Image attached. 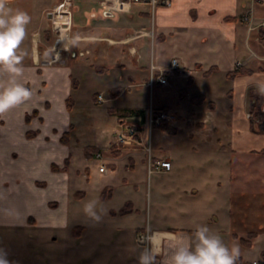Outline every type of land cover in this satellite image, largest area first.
<instances>
[{
    "label": "crops",
    "instance_id": "crops-1",
    "mask_svg": "<svg viewBox=\"0 0 264 264\" xmlns=\"http://www.w3.org/2000/svg\"><path fill=\"white\" fill-rule=\"evenodd\" d=\"M60 1L7 0L8 7L31 17L22 45L28 55L23 61L21 82L32 96L25 104L0 115V247L7 249L14 264H138L137 258L147 246L140 245L137 238L145 228L132 222L133 211L114 215L126 217L131 226H93L90 220L83 225V239L73 236V180L81 171L74 168L75 147L71 143L77 94L87 77L104 78L108 82L106 91L122 87L117 95L105 96L103 101L110 102L104 108L107 114H114L116 122L117 113L111 110L147 107L146 102L115 104L122 94L146 83L151 92L149 103L156 108L167 106L178 115L173 123L176 133L156 127L170 135L163 137L162 143L157 132L154 144V134L141 114L135 118L136 142H117L123 129L117 122L112 132L97 135L96 142L90 144L103 148L102 157L107 158L110 168L116 167L118 158H125L127 166L135 168L139 162L147 169L150 138L152 158L172 162L170 170L152 172L159 178L165 176L169 183L181 180L177 199L184 201L170 204L180 220L178 224H151L149 229L151 244L158 253L156 263L164 264L177 237L192 234L198 225H212L208 218L219 211L215 206L220 205L215 201L223 200L216 186L220 179L232 185L240 183L241 188H233L236 193L253 192L261 199L264 192V100L263 116L253 124L249 110L250 89L258 90V84L264 82V44L257 40L264 2L171 0L170 5H157L153 10L149 3L121 7L110 1L105 6L106 0H75L72 30L59 44L60 50L56 47L60 40L55 42L51 31V10ZM79 5L82 10L78 13ZM252 8L253 15L243 21L242 15ZM105 10L112 14L106 15ZM173 59H178L179 66L167 73L168 84L156 81L151 85V62L161 69ZM212 66L217 69L204 75ZM237 68L252 71L228 78L227 73ZM182 88L186 93L180 97ZM101 91L94 94L95 103H102L97 100ZM199 95L205 101L192 102ZM68 97L73 99L71 108ZM65 131H69V137L64 141ZM190 152L194 155L182 158ZM54 164L58 168H53ZM102 164L105 162L99 166ZM232 208L229 197L223 213L229 216ZM87 232L89 238L85 237ZM260 235L258 231L249 248ZM61 236L63 241L58 244ZM262 249L264 246L256 253L240 250L239 257L251 264L259 260Z\"/></svg>",
    "mask_w": 264,
    "mask_h": 264
},
{
    "label": "rangeland",
    "instance_id": "rangeland-1",
    "mask_svg": "<svg viewBox=\"0 0 264 264\" xmlns=\"http://www.w3.org/2000/svg\"><path fill=\"white\" fill-rule=\"evenodd\" d=\"M74 1L75 0H73V3ZM81 10L82 8L79 5L78 13ZM51 20V31L54 32V35L56 36L55 42H57L60 37V41L56 47L61 50L62 47L59 44H62L65 41V37L70 34L68 32L72 30L71 23L67 25L57 23L55 25L53 19ZM59 28L61 29V33L58 30ZM85 57L84 59H86ZM51 59L52 57L50 60ZM107 84V79L102 78L93 80L90 77H87V79L83 80L77 94V108L75 110L76 118L74 120L76 128L71 137V143L74 144L73 146L75 147L74 168L81 169V171H79L80 174L76 175L74 178L73 184L75 190H80L82 193H80V196H75L71 204L73 219L76 222L73 228L81 226L75 234L73 231V236H75L76 240L83 239V225L90 221L83 212L84 204L89 200H98L100 202L98 208H103L105 210L103 219L100 222L102 226L119 225L121 223L123 226H131V221H126V217L124 216H114L111 214V210L112 208H119L124 205L126 201L133 200L135 205H133V213L130 216L132 217V222L148 229H150L151 224H178L180 220L173 212V208L170 207V204L173 205L176 203V205H179L184 202L177 199L178 195H180L179 191L182 189L181 184L179 183L181 180L178 179L174 181V183H169V180L166 179L165 176L159 178L157 174L149 173L139 162L136 163L135 168H131L129 165L127 166V159L118 158L116 160V167H108L106 174H102L98 170V166L101 162L107 164L108 160L107 158H104V155L102 158L96 157V155H90L87 156V160H84V147L90 145L92 142L95 143L97 135L100 136V134L104 135L107 132H112V128L116 127L117 122L122 124V127L125 128L131 122H134L135 118H137L136 116L141 115L140 113L132 115L127 108H120L118 110L114 109L111 111L117 113L116 122L114 114H107L104 107L110 102L95 103L96 101L94 98V94L102 92L101 90H104L103 93L105 96H111L109 90L106 91L105 89ZM150 93L149 84L146 83L143 87H138L133 89L132 92L127 91L122 94L117 100H115V104H138L146 102L147 109H150L151 107L156 108L149 103ZM147 126L151 129V133L154 134V144L157 143L156 140L158 137L155 136V133L157 132L162 136L158 138L159 143H162L163 137H170V135L161 133L160 130L158 131L155 125L150 126L147 123ZM150 139L151 144L152 138ZM98 140L99 142L103 141L100 138ZM110 148H113V146H110ZM191 153L192 152L184 153L182 158ZM192 155L194 154L192 153ZM220 174L222 175V173ZM125 177L128 179L127 183ZM220 180H222V182L216 183V186L218 187L217 192L223 200L216 199L215 202L220 205L215 206V208L219 211L214 215L209 216L208 220L212 221V225L208 227L215 230V232H218L217 234L222 238L226 245L229 243V245H231V242H233L232 245H237L240 250L256 253V250L264 246V192L260 193L261 199L258 198L257 193L253 192H251V194H243L241 192L236 193L233 191V188H241L240 183L237 182L232 185L226 180ZM106 184L112 188V191L107 192L106 195L102 196V190L107 186ZM247 187L248 186H246V188ZM254 194H256V196ZM229 197L232 198L234 208L230 210L231 214L226 216L223 212L229 202ZM192 201L194 200L192 199L191 202ZM241 203L243 206L240 205ZM236 204H239V207H236ZM221 205H223V207ZM174 210L177 211L178 209L174 208ZM184 217L188 218L187 215H184ZM142 230L144 229H141V231ZM257 230L261 231V235L251 248H249V246L246 247V245L242 244L238 239L233 241L232 233L247 235L250 231L258 232ZM63 237H59V241H57L58 244L61 243L60 241H63ZM85 237L89 238V232H87ZM226 239L228 242H226ZM140 245L146 246V243L140 241ZM53 252H55V249ZM49 264L55 263L50 262Z\"/></svg>",
    "mask_w": 264,
    "mask_h": 264
},
{
    "label": "clouds",
    "instance_id": "clouds-1",
    "mask_svg": "<svg viewBox=\"0 0 264 264\" xmlns=\"http://www.w3.org/2000/svg\"><path fill=\"white\" fill-rule=\"evenodd\" d=\"M30 15L20 9L7 6V0H0V115L25 104L32 96L31 90L21 82L25 71L23 61L28 55L22 47L27 37ZM258 91L264 95V82L258 84ZM98 200L84 204L83 212L93 226L103 219L105 210L98 208ZM149 246L138 256V264H156L157 251L148 238ZM240 249L233 244L226 245L222 238L206 225H198L192 234H181L176 238L164 264H236ZM7 249L0 247V264H14Z\"/></svg>",
    "mask_w": 264,
    "mask_h": 264
},
{
    "label": "built area",
    "instance_id": "built-area-1",
    "mask_svg": "<svg viewBox=\"0 0 264 264\" xmlns=\"http://www.w3.org/2000/svg\"><path fill=\"white\" fill-rule=\"evenodd\" d=\"M117 2L118 5L121 7L125 5H130L132 3H149L152 6V9L154 10L157 5H170L171 0H106L103 1L104 5L106 2ZM253 2L257 3H262L264 0H252ZM72 6H73V0H62L60 3L54 5L52 9V19L54 21V24H63L67 25L71 23L72 20ZM105 6H109L108 3ZM251 14L253 13V10L250 12ZM243 19L245 21H248L250 19V16L244 15ZM259 31H260V38H264V18L259 22L257 25ZM59 32L61 33V29H58ZM144 32V31H142ZM142 32H139L141 34ZM151 34L153 33L152 31L150 32ZM62 35V34H61ZM60 40V37L58 38L57 41ZM179 66V61L178 59H173L171 63L159 69L160 74L157 77V80L162 83V84H168V78L166 76L167 72L171 71L172 69H176ZM151 71L155 69H158V67L151 62L150 64ZM153 83V75H151V84ZM98 100L99 101H104V95L102 93L98 94ZM177 119L176 113H174L171 110H165V109H159V110H153L152 108L149 110L148 115H147V123L152 126H158L161 125L164 122H174ZM138 134V129L133 125H128L125 127L119 137L118 141L127 143V144H132L136 142V135ZM147 152H148V164H147V169L149 173H152L155 170H170L172 168V162L169 159H153L151 156V146H147ZM97 157L101 156V153L96 154ZM106 166L105 165H100L99 170L100 171H106ZM151 236L150 231L147 229L145 231H142L138 234V238L140 241H144L146 245L149 244L148 237ZM252 264H264L260 263L258 260H253Z\"/></svg>",
    "mask_w": 264,
    "mask_h": 264
},
{
    "label": "trees",
    "instance_id": "trees-1",
    "mask_svg": "<svg viewBox=\"0 0 264 264\" xmlns=\"http://www.w3.org/2000/svg\"><path fill=\"white\" fill-rule=\"evenodd\" d=\"M261 34V33H260ZM261 42L264 43V38H260ZM217 67L216 66H212L210 67L208 70L204 71V75L208 76L211 74V72H213L214 70H216ZM252 70L249 68H237L236 70L233 71H229L227 73L228 78H234L235 76L239 75V74H244V73H250ZM122 90L121 86H115L109 89V93L111 96H115L117 95L120 91ZM186 93V89L182 88L179 91V95L180 97H183V94ZM205 97L202 95L196 96L194 98H192V102L196 103V102H203L205 101ZM264 100V95H261L259 93L258 90L255 89H250V104H249V110L250 113L252 115V124L253 121L256 119H260L263 116V111H262V106L261 103ZM207 104H210V101L207 102ZM73 105V99L72 97H68V106L71 108ZM160 108L162 109H169L167 106H161ZM129 109L128 111H130L131 113H140L143 114V121L145 120V115L147 112L146 108H127ZM255 117V118H254ZM120 118V117H119ZM158 127H160L163 131L170 133V134H174L177 131V128L169 123H163L161 125H159ZM69 137V131H65L64 135H63V140H67ZM103 148L101 147H96V146H91V145H87L84 147V154L85 156H89L90 154L102 151ZM53 168H58L55 164L53 165ZM112 188H110V186H105L104 189L102 190V196L106 195L107 192H111ZM80 193H82V191H76L75 192V196H80ZM134 206L132 201H126L124 203V205L118 209V210H111V214L115 215V214H126L128 212L133 211ZM81 226H76L75 228H73L74 234L78 231V228H80ZM232 236L236 239H238L242 244L246 245V246H251L252 245V239L255 238L257 236V232L256 231H250L245 237L243 236H239L237 233H232ZM259 262L260 263H264V249H262L259 253ZM236 264H250L248 262H244L243 259L241 257H238L236 260Z\"/></svg>",
    "mask_w": 264,
    "mask_h": 264
},
{
    "label": "water",
    "instance_id": "water-1",
    "mask_svg": "<svg viewBox=\"0 0 264 264\" xmlns=\"http://www.w3.org/2000/svg\"><path fill=\"white\" fill-rule=\"evenodd\" d=\"M104 13H105L106 15L112 14V12L109 11V10H105Z\"/></svg>",
    "mask_w": 264,
    "mask_h": 264
}]
</instances>
